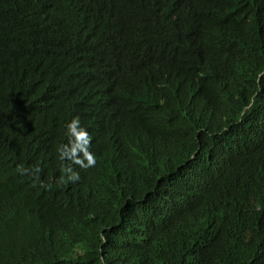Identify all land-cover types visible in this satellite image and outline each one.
<instances>
[{"label": "trees", "instance_id": "16d2710c", "mask_svg": "<svg viewBox=\"0 0 264 264\" xmlns=\"http://www.w3.org/2000/svg\"><path fill=\"white\" fill-rule=\"evenodd\" d=\"M0 264H264V0H0Z\"/></svg>", "mask_w": 264, "mask_h": 264}, {"label": "clouds", "instance_id": "9594fccd", "mask_svg": "<svg viewBox=\"0 0 264 264\" xmlns=\"http://www.w3.org/2000/svg\"><path fill=\"white\" fill-rule=\"evenodd\" d=\"M67 127L69 133L74 135L77 140H83L85 143L87 142L88 134L82 127H80L79 118H73ZM87 159L89 164L94 163L90 154L87 155Z\"/></svg>", "mask_w": 264, "mask_h": 264}]
</instances>
